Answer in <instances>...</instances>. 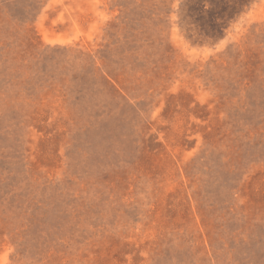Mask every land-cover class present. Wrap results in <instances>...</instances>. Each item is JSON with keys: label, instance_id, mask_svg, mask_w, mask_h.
<instances>
[{"label": "rangeland", "instance_id": "374dc122", "mask_svg": "<svg viewBox=\"0 0 264 264\" xmlns=\"http://www.w3.org/2000/svg\"><path fill=\"white\" fill-rule=\"evenodd\" d=\"M0 264H264V0H0Z\"/></svg>", "mask_w": 264, "mask_h": 264}, {"label": "trees", "instance_id": "16d2710c", "mask_svg": "<svg viewBox=\"0 0 264 264\" xmlns=\"http://www.w3.org/2000/svg\"><path fill=\"white\" fill-rule=\"evenodd\" d=\"M239 2H241V1H239ZM226 7L230 9L229 12H233V9H234V6L233 5L227 4ZM201 11H203V10L201 9Z\"/></svg>", "mask_w": 264, "mask_h": 264}]
</instances>
